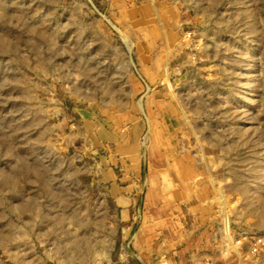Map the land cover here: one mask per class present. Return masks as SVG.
<instances>
[{"label":"rangeland","instance_id":"374dc122","mask_svg":"<svg viewBox=\"0 0 264 264\" xmlns=\"http://www.w3.org/2000/svg\"><path fill=\"white\" fill-rule=\"evenodd\" d=\"M0 264H264V0H0Z\"/></svg>","mask_w":264,"mask_h":264},{"label":"crops","instance_id":"0c3cea01","mask_svg":"<svg viewBox=\"0 0 264 264\" xmlns=\"http://www.w3.org/2000/svg\"><path fill=\"white\" fill-rule=\"evenodd\" d=\"M108 132L109 133H107V134H110V135L108 136V138H106V140H104L105 142L106 141H110L112 143H115V149H117L118 151H121V152L122 151L128 152L130 150V148H132V150H133L134 146H132V147L130 146V145H133V143L131 142L130 139H129L130 140L129 142H126V139L132 137V139H134V141H137V132H136V129L131 130L130 133H129V135H127V138H124L123 141H122V139L119 140V136L115 133V131L114 132L108 131ZM116 160H118V159H116ZM111 162L112 163H115L112 159H111ZM166 163H168L167 160H166ZM161 165L162 164H155L154 167L156 166V168H157V167H159ZM178 165H179V163H178ZM168 166L170 168V173H173V175L176 174V172H175V166H173V164L170 163V162L168 163ZM112 171H113V168H112ZM112 171H110L111 174L112 175H115L116 173L114 171L113 172ZM137 171H138L137 170V167L135 169H130V171H129V173H130L129 176L130 177H135L134 180H133L134 181V184L131 185L133 183V181H132L128 185L122 187V190L123 191L124 190L127 191V190L130 189V194L129 195L123 194L121 196L122 201L124 200V202H127L128 204L131 203L133 199H136L137 192L140 189V187H138L139 186V184H138L139 177H138ZM148 174H149V177L150 178H152V177H158L159 178L161 172L158 170V168L157 169H150L149 172H148ZM124 177L126 178L127 176L124 175ZM140 177H142V175ZM152 192L156 193V190L155 189H152ZM157 192H158V190H157ZM119 199H120V197H119ZM129 212H130V208H126V209L123 210V214L128 215Z\"/></svg>","mask_w":264,"mask_h":264},{"label":"bare ground","instance_id":"6f19581e","mask_svg":"<svg viewBox=\"0 0 264 264\" xmlns=\"http://www.w3.org/2000/svg\"><path fill=\"white\" fill-rule=\"evenodd\" d=\"M131 44H132V43H131ZM146 131H147V130H146ZM142 145H143V144H142ZM92 164H93V163H92ZM94 168H95V167H94ZM94 168H93V169H94ZM94 171H95V170H94ZM94 171H93V172H94ZM95 177H96V176H95ZM96 179H97V177H96ZM218 227H219V226H218ZM223 231H224V230H223ZM226 231H227V229H226ZM221 234H222V233H221ZM226 238H227V237H226ZM227 239H228V238H227ZM259 239H260V238H259ZM240 240H241V238H240ZM222 241H223V240H222ZM225 241H226V240H225ZM262 241H263V239H262ZM240 242H241V241H240ZM221 243H222V242H221ZM223 243H224V242H223ZM228 244H229V243H228ZM239 244H240V243H239ZM230 245H231V244H230ZM233 245H234V244H233ZM223 246H224V245H223ZM231 246H232V245H231ZM239 246H240V245H239ZM253 246H254V245H253ZM262 246H263V245H262ZM254 247H255V246H254ZM254 247H253V248H254ZM222 248H223V247H222ZM224 248H226V246H225ZM232 248H233V246H232ZM239 248H240V247H239ZM237 249H238V248H237ZM229 250H230V249H229ZM229 250H228V251H229ZM236 251H237V250H236ZM242 251H243V250H242ZM251 252H252V251H251ZM253 253H254V252H253ZM243 254H245V253H243ZM251 254H252V253H251Z\"/></svg>","mask_w":264,"mask_h":264}]
</instances>
